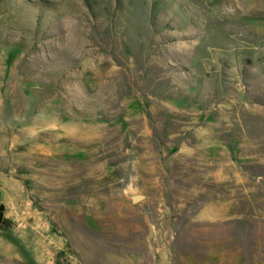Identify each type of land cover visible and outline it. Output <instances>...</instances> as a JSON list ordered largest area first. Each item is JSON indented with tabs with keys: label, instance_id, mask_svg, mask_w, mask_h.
<instances>
[{
	"label": "rangeland",
	"instance_id": "374dc122",
	"mask_svg": "<svg viewBox=\"0 0 264 264\" xmlns=\"http://www.w3.org/2000/svg\"><path fill=\"white\" fill-rule=\"evenodd\" d=\"M1 211L0 264H264V0H0Z\"/></svg>",
	"mask_w": 264,
	"mask_h": 264
},
{
	"label": "water",
	"instance_id": "95a60500",
	"mask_svg": "<svg viewBox=\"0 0 264 264\" xmlns=\"http://www.w3.org/2000/svg\"><path fill=\"white\" fill-rule=\"evenodd\" d=\"M142 196H135V197H133V202H139V201H141L142 200ZM3 216H4V214H3V212L1 211L0 212V224L2 223V221H3Z\"/></svg>",
	"mask_w": 264,
	"mask_h": 264
}]
</instances>
